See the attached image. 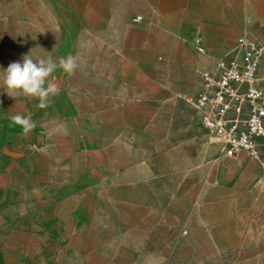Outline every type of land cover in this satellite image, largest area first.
<instances>
[{
    "label": "rangeland",
    "instance_id": "1",
    "mask_svg": "<svg viewBox=\"0 0 264 264\" xmlns=\"http://www.w3.org/2000/svg\"><path fill=\"white\" fill-rule=\"evenodd\" d=\"M153 3L0 0V264H264V148L225 158L185 100L140 111L118 94V25L146 35ZM243 3L264 39V0ZM29 54L78 63L44 108L3 84Z\"/></svg>",
    "mask_w": 264,
    "mask_h": 264
},
{
    "label": "crops",
    "instance_id": "2",
    "mask_svg": "<svg viewBox=\"0 0 264 264\" xmlns=\"http://www.w3.org/2000/svg\"><path fill=\"white\" fill-rule=\"evenodd\" d=\"M243 1L154 0L152 7L160 17V25L146 27V35H140L136 25L130 24L129 32L118 25V94L136 97L130 99L133 105L129 109H163L171 113L180 99L191 104L198 92V73L211 65L208 57L195 51L194 38L202 36L213 58L228 54L234 57L237 39L246 30L253 33L251 10ZM171 2L176 6L170 14ZM138 86H146L141 99ZM238 169L241 181L247 172L242 164Z\"/></svg>",
    "mask_w": 264,
    "mask_h": 264
},
{
    "label": "built area",
    "instance_id": "3",
    "mask_svg": "<svg viewBox=\"0 0 264 264\" xmlns=\"http://www.w3.org/2000/svg\"><path fill=\"white\" fill-rule=\"evenodd\" d=\"M193 44L197 54L211 63L198 73V92L191 101L199 124L226 157L247 154L262 162L264 39L246 30L236 41L235 56L220 58L208 55L201 35Z\"/></svg>",
    "mask_w": 264,
    "mask_h": 264
},
{
    "label": "clouds",
    "instance_id": "4",
    "mask_svg": "<svg viewBox=\"0 0 264 264\" xmlns=\"http://www.w3.org/2000/svg\"><path fill=\"white\" fill-rule=\"evenodd\" d=\"M72 75L78 68L76 57H61L57 62L49 56L47 59L34 60L31 55H25L22 62H12L6 70L2 71L3 84L11 91H17L24 96L37 98L39 107L44 108L51 103V97L58 95L59 85L56 82H48V78L57 70ZM47 85V86H46ZM12 121L21 126L24 133H28L36 127L30 117L13 115Z\"/></svg>",
    "mask_w": 264,
    "mask_h": 264
}]
</instances>
